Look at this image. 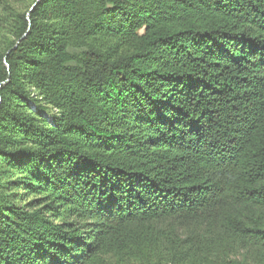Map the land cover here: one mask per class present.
Wrapping results in <instances>:
<instances>
[{
    "label": "trees",
    "instance_id": "trees-1",
    "mask_svg": "<svg viewBox=\"0 0 264 264\" xmlns=\"http://www.w3.org/2000/svg\"><path fill=\"white\" fill-rule=\"evenodd\" d=\"M0 264H264V0H0Z\"/></svg>",
    "mask_w": 264,
    "mask_h": 264
}]
</instances>
